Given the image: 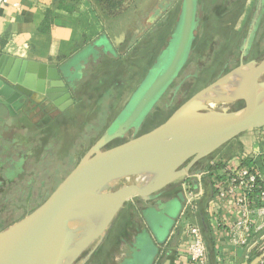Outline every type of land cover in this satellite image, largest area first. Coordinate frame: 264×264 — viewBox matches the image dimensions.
<instances>
[{
	"label": "water",
	"instance_id": "obj_1",
	"mask_svg": "<svg viewBox=\"0 0 264 264\" xmlns=\"http://www.w3.org/2000/svg\"><path fill=\"white\" fill-rule=\"evenodd\" d=\"M196 5L197 0H184L175 39L111 128L39 207L0 231V264H86L129 200L139 197L147 202L178 179L201 174L205 166L193 171L200 161L240 134L264 127V57L243 60L255 36L260 0L238 66L198 90L153 129L105 149L131 127L138 128L179 75L191 50ZM17 66L0 71V106L13 113L35 94L49 95L57 104L64 100L67 89L58 65ZM239 100L245 105L236 110L214 106ZM179 197V215L160 236L157 257L181 214L183 193L162 204L161 208L173 205ZM262 260L259 254L243 264Z\"/></svg>",
	"mask_w": 264,
	"mask_h": 264
},
{
	"label": "flooded vegetation",
	"instance_id": "obj_2",
	"mask_svg": "<svg viewBox=\"0 0 264 264\" xmlns=\"http://www.w3.org/2000/svg\"><path fill=\"white\" fill-rule=\"evenodd\" d=\"M259 1L260 0H257L256 5H254V12L249 22L248 28L246 31H244V33H242L241 31H236L237 30L236 22H238V18L241 16V5H235L234 7L233 5H227V6L225 5L226 8H223L221 10L223 12L221 13L219 18L222 19L224 22H227V26L225 28L227 29V27L230 24L231 26L229 27L228 32H224L225 34L224 37H220V38H224L225 42H228L227 37L229 39H231L232 37L231 40L232 42L234 41L233 42L234 44L231 45L229 49H227L228 54L222 60L223 64L221 63L220 69L216 71L218 72L217 76L214 79H211L208 82H206L202 87L198 88L197 90L190 92V89L187 88L186 86L187 84L193 86V84H195L197 80H200L202 78L201 75L205 71L211 70L215 72L213 70V66L211 69L210 68L208 69L204 67L199 68L201 67L199 65L196 66V68L198 69L197 71L193 73L190 72V69L192 68L190 64L195 58L193 55L194 52L196 51L194 42L198 37L199 30L201 28L203 29V25H205L204 20L206 19L204 18V14H203L205 11V5H203V3H201V1L198 0L197 4L198 3L199 4L196 5L195 8V23H194V31H193L194 37L192 40L189 57L185 62V64L183 65L177 78L172 82L168 90L163 94L164 96L169 91H172L171 97H169L165 102L160 100L161 99L160 98L159 101L153 106V108L145 116L144 120L142 121V123L139 125L138 128H135L134 126L131 127L125 135L116 138L112 140L109 144H107L105 146V149L113 147L115 145H119L135 136L144 133L142 132V129L147 124V121L151 116V114L157 112L161 108L162 109L165 108L167 111L170 108L172 110V107L176 106L175 105L176 99L181 96L182 102L177 106L179 107L183 102H185L198 90L210 84L211 82L216 80L219 76L225 74L234 67L238 66L242 59L243 45L248 36L250 24L253 18L255 17L256 12L258 11ZM182 15H183V5H181V9L178 13V18L176 19L175 27L163 51L169 48V46L175 39L174 35L180 29V25L182 22ZM231 15H235V19H233V23L231 18H228V16ZM165 21L170 23L171 18L169 17ZM263 22H264V0H262V7H261L260 15L258 17L255 36L251 40L249 47L247 48L243 56L244 62H247L251 59L261 60L264 57V51L260 52V50L257 47L260 44V43L258 44L257 41L258 37L261 40L262 36L264 35ZM106 46L108 45H105V47ZM105 47L97 51H95L94 49L88 51L90 56L87 57V60L85 61L80 60L78 66L77 67L73 66V69H70L71 67H66V66L62 68L63 79L65 81V87L67 90L62 92L65 98L59 104H57L56 100H53L49 95H43V97L40 100H38L36 97L30 96L24 101L23 105H20V107L16 109L13 113L7 111V114L4 115L6 118L4 116L0 117V143L2 142V139L7 141L6 144H1L4 149L0 154V201L4 199L5 202V205L3 206L0 204V231L12 225L16 221L22 219L23 217L31 213L33 210H35L37 207H39L52 194V192L61 184V182L67 177V175L75 168L80 158L87 152L90 146L99 137H101L105 133V131L109 130L111 126L114 124V122H116V120L121 116L122 112H124V110L128 108L130 101L122 107L121 111H119L116 114V116H114L108 121V119L111 117V112L114 110V106H115L113 102H109L110 97L114 96L113 90H115L114 87H112V84L110 83L115 81L116 86H119L121 84L124 86V83H126V81L122 77L123 74L121 75V71L124 70V65H125L124 59H120V57L116 52L107 50ZM108 57L115 59V62H113L111 66L109 65L105 66V64L108 62ZM82 58H84V55ZM157 61L158 58H156V61L154 62L152 67H154ZM87 67L90 68L87 71V73H85V68ZM152 67L151 70L153 69ZM151 70L148 71L146 77L148 76V74H150ZM88 91H91V93L88 94L89 98L91 97L92 100L94 99L96 102L98 101V104L95 105L97 107L94 108L96 109V111H98L100 108L101 109L108 108L109 111L107 110L108 112L106 111V113L103 112L104 115H102L101 117L102 121L99 119L100 116L99 118L96 117L97 119L95 117L92 120L90 119V121H92V123L95 124L94 125L89 121L90 129L93 131L91 138L92 137L94 138L92 139V143L89 146H87V148H84L79 155H76L77 157L71 158L73 155H75L73 154V152H68L66 155L67 157L65 156L60 157L61 155L59 150L55 152V149L57 147L56 144L61 143L59 132L63 130V127L65 128L67 125H69L70 122H72V120H74V117L70 115L71 114L70 111L73 108H75V106H85V107L87 106L86 105L87 98L83 97L82 99L80 97V99H78L77 94L79 93L82 94V92L87 93ZM69 97L72 99L71 102H68ZM106 97L108 98L106 99ZM116 97L117 100L118 98H120L118 94ZM230 104L231 106L227 108L231 110H236L244 106L245 102L239 100L235 102H230ZM0 108H2V106H0ZM94 109H92V112H94ZM39 114L42 115V117L36 123L33 120V117ZM171 114L172 113H170L168 117ZM160 123H158L157 125H159ZM93 125L95 128L93 127ZM4 127L8 128L7 130L11 134L13 132L12 138L8 137V135L7 136L3 135V131H1V129H3ZM19 130L25 131L27 133L21 135L18 133ZM28 132H32V134ZM34 132L40 134V139L37 140L38 146L36 144L34 146L32 142L34 137L33 134ZM18 145L23 146V148L17 147ZM11 148L14 149L11 151ZM79 149H81V147ZM36 154L38 155L41 154V156L39 157V162H40V165L38 166L39 169H37L35 173L32 172L30 179L26 183H23L22 180L27 178L25 165L28 159L33 158V156H35ZM55 154L57 156L54 159ZM58 161H63L64 166L61 167L60 165H54V162H58ZM55 169L56 171L59 169L64 170V174L62 176H58L57 174L54 177L47 174L45 175L44 178L43 175L44 170H47L49 172L50 170L53 171ZM34 175H37L39 178L40 177L43 178L41 179V182L38 185H35L33 182ZM20 184H23V188L21 190L18 189V186ZM15 191L22 192L19 198L20 199L19 202L18 199L10 200L9 195ZM179 192H182L181 186L179 188L174 187L171 189L167 187L161 192L155 194L156 195L155 198L147 202H145L143 199L139 197H136V204L137 206H139L140 210L137 207H135V209H131V208L127 209L129 210L130 217L126 216L125 218H123V221L121 220L122 222H120L119 226L115 229L113 235H111L110 232L114 229L115 223L118 221L119 216L121 215V213L124 211V208L128 204L126 203L124 208L120 212L119 216L117 217L116 221L114 222L111 230L108 232L103 242L97 248L92 258L86 264H89L91 262L94 264H122L126 260L131 259L133 256L132 254H134V251L138 250V243H137V241L139 240L138 238L147 230V225L145 222L143 223V220L139 216V213L144 218L143 213L145 211L153 208H161L162 204L165 201H167L169 198L173 197L174 194H177ZM149 235L151 240L158 247L159 243H157V240L154 238V236L151 233H149ZM155 257H157V255ZM156 260L158 259L156 258ZM144 264H148V263L145 262Z\"/></svg>",
	"mask_w": 264,
	"mask_h": 264
},
{
	"label": "rangeland",
	"instance_id": "obj_3",
	"mask_svg": "<svg viewBox=\"0 0 264 264\" xmlns=\"http://www.w3.org/2000/svg\"><path fill=\"white\" fill-rule=\"evenodd\" d=\"M203 5H205V11H204V24L203 29L201 28L199 30L198 37L196 38L194 42V46L196 48V51L194 52V59L190 66L192 67L190 69V72H195L198 69L196 68L197 65L201 66L199 68H212L213 71H205L202 73V78L200 80H197L193 86L187 84V88L190 89V92L197 90L198 88L202 87L206 82H208L211 79H214L217 76L216 71L220 69L221 63L223 64V59L225 56H227L228 52L227 49L233 45L234 41L232 42V37L229 39L227 37L228 42H225L224 38V32L229 31V27L231 24L227 26V22H224L222 19H220V15L223 11H221L223 8H226L227 1L226 0H200ZM184 0H137L136 4L123 16L114 19V20H108L106 21L107 29L109 30V35L111 36L109 38V41L111 42V47L106 46L105 48L107 50H110L112 52H117V54L120 56V59H124V70H123V78L126 81L124 83L123 88H121V85L116 86L115 81L111 82L112 87H114V96H111L109 99V102L114 103V110L111 112V117L108 119V121L116 116V114L121 111L122 107L127 104L132 96L138 91L141 87V84L143 83L146 74L149 70H151V67L153 66L154 62L156 61V58H159L162 52H164V48L171 36V33L175 27L176 19L178 18V13L181 9V5H183ZM229 3H233L232 1L228 0ZM257 0H241L239 3H235V5H241V16L238 18V22H236V31H241L244 33V31L247 30L249 22L251 20L252 14L254 12V5H256ZM199 4V3H198ZM197 4V5H198ZM226 5V6H225ZM219 8V9H218ZM240 9V8H239ZM238 11V10H237ZM240 12V11H239ZM171 18L170 23L166 22L165 20L167 18ZM228 18H231L232 23L233 19H235V15L228 16ZM247 18V19H246ZM231 22V21H230ZM164 23V24H163ZM226 23V25H225ZM264 24V22H263ZM181 26V25H180ZM121 41V42H120ZM258 49L260 52L264 51V35L262 36V39L258 37ZM240 45V44H239ZM96 44H93V46H89L87 49H84L82 52L79 53L77 58L73 60L74 63H76L75 67L78 66L80 59L88 53V51L95 49ZM106 50V51H107ZM109 54V53H106ZM160 54V55H159ZM159 55V56H158ZM112 59L108 57V62L105 64L111 66L113 62ZM79 60V61H78ZM214 64V65H213ZM90 67L85 68V73L89 70ZM153 68V67H152ZM102 71V70H101ZM77 73V72H76ZM118 87V89H117ZM89 89V88H88ZM121 92L123 93V97H121ZM91 91H88L87 93L82 92L77 94L78 99L80 97L83 99V97L87 98L86 100V107L85 106H75L70 111V115L74 117V120L69 123L65 128L63 127V130L59 132V137L61 138V143L56 144L57 147L55 149V152L59 150L60 157H67L68 152H73V157H77L76 155H79L84 148H87L92 143L91 135L93 134V131L90 129L89 121L92 120L94 117L102 119V115L106 113L108 108L99 109L96 111L94 109L95 105L98 104V101L96 102L94 99L92 100L91 97L89 98V95ZM172 91H169L166 95L162 96L160 100L165 102L169 97H171ZM117 94L120 98L117 100ZM97 95V94H94ZM116 95V96H115ZM91 96V95H90ZM108 97H106L107 99ZM80 101V100H79ZM182 102L181 96L176 99L175 105H179ZM92 105V106H91ZM94 106V107H93ZM214 106H222V107H229L231 106L230 103H219L214 104ZM231 108V107H230ZM233 108V107H232ZM92 109H94V112H92ZM160 109V108H159ZM0 110L4 113L3 108H0ZM158 110V109H157ZM156 110V111H157ZM107 111V112H108ZM172 111L169 109L168 111L165 108H161L157 112L151 114L149 117L147 124L142 129V132H145L154 126H156L161 121L165 120L168 117V113ZM101 112V113H100ZM104 112V113H103ZM0 117H3V115H0ZM5 117V116H4ZM42 115H36L33 117V120L37 123V121L40 120ZM6 118V117H5ZM96 118V119H97ZM107 118V117H106ZM105 120V119H104ZM102 121V120H101ZM92 123V121H90ZM105 123V122H104ZM94 124V123H92ZM91 124V125H92ZM95 125V124H94ZM93 125V127H94ZM99 125V124H98ZM95 128V127H94ZM5 129V130H4ZM8 128L4 127L1 129L3 131V135L12 138V134L7 130ZM19 130V134L27 133L25 131ZM17 133V131H16ZM31 133L32 132H28ZM33 137V145L38 144V141L40 139V134L37 132H34ZM7 137V138H8ZM7 141L2 139V142L0 143V154L3 151V146L1 144H6ZM21 145V144H20ZM85 145V146H84ZM38 146V145H37ZM81 149H79L80 147ZM19 148H23V146H17ZM14 148H11V151ZM216 154L213 153L209 157L202 160L200 164L207 165V163L211 160L212 157ZM41 156L36 154L33 156V158L28 159L25 169L27 172V178L22 180L23 183H26L30 177L31 173H35L37 169H39V157ZM57 155L55 154L54 159ZM59 162V163H58ZM54 162V165H60L61 167L64 166L63 161ZM47 170L43 171V175L45 178V175L49 174L50 176L54 177L58 174V176H62L64 174V170L59 169L50 170L48 173ZM41 179L37 175L33 176V182L35 185H38L41 182ZM183 178L178 179L174 183L168 186V188H174V187H180L182 184ZM23 188V184H20L18 186V189L21 190ZM17 189V190H18ZM22 194L21 191H15L12 194L9 195L10 200H16L18 199V202L20 201V195ZM15 195V196H14ZM8 197V196H7ZM180 202H182L181 197H179L173 205H166L163 208H153L148 209L143 213L145 223L147 225V230L144 232L138 239V250L134 251V254H132V258L126 260L122 264H144L147 262L148 264H152V257L153 255L157 254V246L155 243L151 240L149 233H151L154 238L158 240L167 234L169 229L172 227L176 217L179 215V207ZM127 206L124 208V211L119 216L118 221L114 225V229L110 232L111 235L115 232V229L119 226L120 222L123 221V218L129 215V210L127 209H135L137 207L139 210V206L136 204V197L132 198L127 202ZM0 204L3 206L5 205L4 199L0 201ZM136 205V206H135ZM122 220V221H121ZM161 236V237H160ZM161 243V241L159 242ZM162 249V247L160 248ZM161 255L158 257V262L160 264V261H162V250L160 251ZM94 264V263H89Z\"/></svg>",
	"mask_w": 264,
	"mask_h": 264
},
{
	"label": "crops",
	"instance_id": "obj_4",
	"mask_svg": "<svg viewBox=\"0 0 264 264\" xmlns=\"http://www.w3.org/2000/svg\"><path fill=\"white\" fill-rule=\"evenodd\" d=\"M108 31L107 25L98 19L88 0L80 1L72 11L59 8L54 0H7L0 5V71H9L16 64L19 70L23 63L56 64L59 69L64 66L73 69L76 65L73 60L84 49L96 44L94 50L97 51L107 43L112 45ZM89 56L86 53L80 60L85 61ZM111 62H115V59ZM123 93H120L121 97ZM32 97L40 100L43 95L35 94ZM2 108L4 113L0 111V115L4 116L7 109ZM214 157L230 163L247 161L264 177L263 128L240 134L216 151ZM212 174L202 176L198 186L197 182L194 183L201 188L203 195L198 201L197 210L186 215V221L201 227L208 248L209 264H243L256 256H250L245 246L229 242V225L238 219L239 210L231 198L220 199L213 188ZM139 216L144 223L140 213ZM187 240L183 227L173 230L162 247L164 253L160 264L166 261L169 264H191ZM156 258L152 264H159Z\"/></svg>",
	"mask_w": 264,
	"mask_h": 264
},
{
	"label": "built area",
	"instance_id": "obj_5",
	"mask_svg": "<svg viewBox=\"0 0 264 264\" xmlns=\"http://www.w3.org/2000/svg\"><path fill=\"white\" fill-rule=\"evenodd\" d=\"M7 0H0V5ZM264 137V127H263ZM218 167L216 169H212ZM213 172V188L220 199L231 198L239 210L238 219L229 225V242L245 246L249 255L263 254L264 264V177L247 161L230 163L212 157L201 174L183 178L184 196L181 214L173 230L183 227L187 240V254L191 264H209L208 248L200 226L186 221V215L198 208L203 191L198 186L202 176ZM196 179V181H194ZM197 182V186L194 183ZM173 232V231H172Z\"/></svg>",
	"mask_w": 264,
	"mask_h": 264
},
{
	"label": "trees",
	"instance_id": "obj_6",
	"mask_svg": "<svg viewBox=\"0 0 264 264\" xmlns=\"http://www.w3.org/2000/svg\"><path fill=\"white\" fill-rule=\"evenodd\" d=\"M55 5L59 8H63L68 11L75 10L77 8V5L82 0H54ZM90 4L92 5L93 11L97 15L98 19L105 24L108 20H114L121 16H123L125 13H127L137 2V0H88ZM227 4H235L239 3L241 0H230L234 1L233 3H229L228 0ZM198 2V0H197ZM49 14V12H48ZM106 25V24H105ZM105 34V33H104ZM102 38V37H101ZM178 106V105H177ZM177 106L172 107V111L168 113L173 112L174 109H176ZM171 109V108H170ZM165 121V120H163ZM161 121V123L163 122ZM202 161H200L193 169L196 170L200 167V164ZM203 166V165H202ZM218 167H214L212 169H216ZM167 252V251H166ZM255 257V255H252Z\"/></svg>",
	"mask_w": 264,
	"mask_h": 264
}]
</instances>
